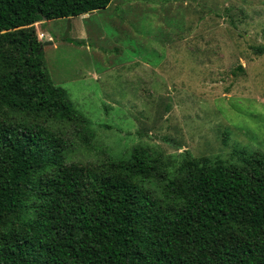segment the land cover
I'll return each mask as SVG.
<instances>
[{
    "label": "trees",
    "instance_id": "16d2710c",
    "mask_svg": "<svg viewBox=\"0 0 264 264\" xmlns=\"http://www.w3.org/2000/svg\"><path fill=\"white\" fill-rule=\"evenodd\" d=\"M111 2L0 0V264H264V153L174 171L138 147L73 161L92 122L51 78L35 24Z\"/></svg>",
    "mask_w": 264,
    "mask_h": 264
},
{
    "label": "rangeland",
    "instance_id": "374dc122",
    "mask_svg": "<svg viewBox=\"0 0 264 264\" xmlns=\"http://www.w3.org/2000/svg\"><path fill=\"white\" fill-rule=\"evenodd\" d=\"M67 27L35 24L51 78L92 122L73 161L138 147L174 171L264 153V0H112Z\"/></svg>",
    "mask_w": 264,
    "mask_h": 264
},
{
    "label": "water",
    "instance_id": "95a60500",
    "mask_svg": "<svg viewBox=\"0 0 264 264\" xmlns=\"http://www.w3.org/2000/svg\"><path fill=\"white\" fill-rule=\"evenodd\" d=\"M71 18H68V27H67V31L65 34V38H67L69 36L70 30H71ZM46 44H53V40H49L48 42H46Z\"/></svg>",
    "mask_w": 264,
    "mask_h": 264
}]
</instances>
